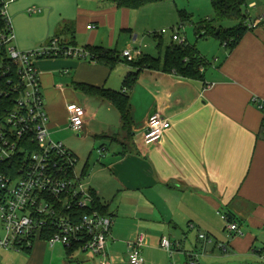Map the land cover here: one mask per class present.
Instances as JSON below:
<instances>
[{"label": "crops", "instance_id": "1", "mask_svg": "<svg viewBox=\"0 0 264 264\" xmlns=\"http://www.w3.org/2000/svg\"><path fill=\"white\" fill-rule=\"evenodd\" d=\"M103 1L110 3L106 13L79 10L57 24L53 36L52 30L39 41L21 37L19 47L37 49L58 37L67 47L88 53V46L111 48L121 57L114 68L90 57L37 62L50 132L71 128L70 107L81 105L86 115L78 136L102 142L98 163L93 166L88 159L80 173L88 164L84 182L114 219L106 247L109 264H131L128 242L139 233L145 235L143 264L264 263V118L252 101L254 95L264 97V20L233 50L222 43L226 50L214 47L212 62L195 46L210 68L203 66L202 78L141 68L133 86L126 88L125 77L136 70L131 60L142 55L163 60L178 42L171 34V43L162 36L155 46L145 43L148 37L132 17L135 8ZM128 49L135 55L131 60L123 56ZM78 84L124 91L131 126L124 127L111 101L85 93ZM156 113L171 126L159 141L146 144L144 134ZM221 214H227L228 221ZM228 222L237 223L242 233L230 231ZM200 233L210 239H201ZM162 237L174 243L173 253L161 247ZM56 245L37 240L29 264L94 259H81L78 251L69 258L64 247L62 256L54 251ZM95 256L99 264L102 257Z\"/></svg>", "mask_w": 264, "mask_h": 264}, {"label": "built area", "instance_id": "2", "mask_svg": "<svg viewBox=\"0 0 264 264\" xmlns=\"http://www.w3.org/2000/svg\"><path fill=\"white\" fill-rule=\"evenodd\" d=\"M15 0H0V252L14 248L31 247L42 235L46 243L61 244L66 249L90 251L99 255V264H109L107 241L114 219L97 210L83 215L72 211L75 207H88L92 203V191L77 172L78 158L61 141L51 137L49 116L45 106L40 70L41 58L73 56L88 58L90 53L83 48L64 46L58 37L42 47L21 50L16 44V34L9 13V5ZM253 2L248 6L254 8ZM32 7L30 13L40 12ZM264 19L248 18L249 28H256ZM88 25V28H92ZM172 38L183 43L178 28ZM168 32L162 29L161 33ZM226 46V44H224ZM123 56L131 60L135 55L125 50ZM203 69V67H201ZM252 101L261 110L264 118V97L254 95ZM85 109L81 105L70 107V126L79 131L84 124ZM171 126L168 118L154 114L148 122L144 142L159 141ZM228 221L227 214H221ZM230 231L242 233L237 223L228 222ZM205 241L209 236L200 233ZM144 233H139L128 242L129 262L143 264L142 246ZM221 249L226 246L218 244ZM161 247L173 253L174 243L162 237ZM190 264H195L192 260Z\"/></svg>", "mask_w": 264, "mask_h": 264}, {"label": "rangeland", "instance_id": "3", "mask_svg": "<svg viewBox=\"0 0 264 264\" xmlns=\"http://www.w3.org/2000/svg\"><path fill=\"white\" fill-rule=\"evenodd\" d=\"M253 1L258 4L255 8H249V15L254 19L264 13V0H248V4L250 5ZM109 4V2L103 0H15L9 5V13L16 34V44L21 49L19 47L21 37H27L30 41H39L45 38L48 32L52 30L53 36L56 33V25L63 19L73 18L79 10L90 11V9H93V11L99 10L100 13H106V6ZM32 7L40 8L41 11L30 13L29 9ZM132 17L138 21L139 30L148 37L145 43L150 42L152 46L159 43V36L164 37L165 40L171 43L172 29L178 28L181 36L187 37V40L196 46L200 53L206 54L205 56L210 62L214 60V47L219 46L221 49L226 50V48L221 46V41L214 36L200 37L197 33L199 26L206 21L215 23L213 21L214 11L211 0H164L150 3L132 10ZM236 24L237 20L235 19H227L220 23L224 28H230ZM162 29H168L169 32L162 34ZM219 59L221 58L219 57ZM204 66L205 68L209 67L206 61ZM51 137L56 141H62L68 149L77 153L79 157L76 170L79 173L88 159L94 166L101 158L98 149L102 142L99 139L95 141L93 137H90V139L79 137L78 131L68 126L59 130L52 129ZM91 153L92 155H90ZM86 184L89 187L87 182ZM0 233H3L1 226ZM64 248L58 244L54 251L63 256ZM49 252L50 256L53 255L51 254L52 248H50ZM76 254L81 259L87 257L97 258L90 251H78ZM30 255L25 250L3 249L0 252V264H29ZM94 259H89L82 263L96 264ZM45 262L46 264H54L48 259Z\"/></svg>", "mask_w": 264, "mask_h": 264}, {"label": "trees", "instance_id": "4", "mask_svg": "<svg viewBox=\"0 0 264 264\" xmlns=\"http://www.w3.org/2000/svg\"><path fill=\"white\" fill-rule=\"evenodd\" d=\"M115 3L119 7H129V8H139L150 3H157L164 0H107ZM215 23L206 21L201 24L198 28V35L200 37L214 36L219 39L222 44H226L229 50H233L237 44L241 41L243 36L248 32L254 30L249 28L246 20L251 19L248 9V0H211ZM184 18V17H183ZM227 19L237 20V24L230 28H224L220 23ZM1 23V22H0ZM219 28V32L217 29ZM203 30V31H202ZM225 46V45H224ZM90 52V59L98 63L114 68L120 61L121 57L115 49L99 47V46H88ZM132 65L136 68L135 71L130 72L124 79V87L131 88L137 77L141 68H152L163 70L167 72H173L178 75L188 77V78H202L203 72L201 67L205 65L204 58L200 55L197 48L190 44L187 39L183 43H174L167 49L164 59L161 60L158 57H153L151 55H142L136 61H130ZM85 93L90 95H97L104 97L111 101L121 113V118L124 127L131 126V115L129 108V98L128 95L123 91L110 90L105 87H97L88 84H78ZM88 164H86V168ZM86 168L84 169L82 176L86 174ZM93 200L88 207H75L71 211L62 209L63 213H68L72 211L76 215H83L84 213H90L93 210H97L102 214H108L105 211L100 198L95 191L92 190ZM48 236L42 235L41 239L46 240ZM31 247H26L24 250L31 254ZM67 255L71 258V254L75 252V249H66ZM264 264V263H262Z\"/></svg>", "mask_w": 264, "mask_h": 264}, {"label": "water", "instance_id": "5", "mask_svg": "<svg viewBox=\"0 0 264 264\" xmlns=\"http://www.w3.org/2000/svg\"><path fill=\"white\" fill-rule=\"evenodd\" d=\"M217 32H219V28L217 29Z\"/></svg>", "mask_w": 264, "mask_h": 264}]
</instances>
